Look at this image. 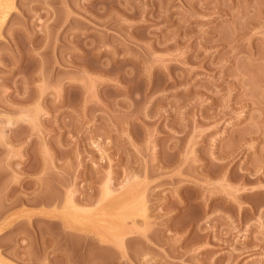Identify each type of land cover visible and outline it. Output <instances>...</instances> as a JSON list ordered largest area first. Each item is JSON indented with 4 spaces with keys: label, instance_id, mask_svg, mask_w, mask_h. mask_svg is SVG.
<instances>
[{
    "label": "rangeland",
    "instance_id": "obj_1",
    "mask_svg": "<svg viewBox=\"0 0 264 264\" xmlns=\"http://www.w3.org/2000/svg\"><path fill=\"white\" fill-rule=\"evenodd\" d=\"M0 218V264H264V0H0Z\"/></svg>",
    "mask_w": 264,
    "mask_h": 264
},
{
    "label": "bare ground",
    "instance_id": "obj_2",
    "mask_svg": "<svg viewBox=\"0 0 264 264\" xmlns=\"http://www.w3.org/2000/svg\"><path fill=\"white\" fill-rule=\"evenodd\" d=\"M2 3V2H1ZM1 219V218H0Z\"/></svg>",
    "mask_w": 264,
    "mask_h": 264
}]
</instances>
